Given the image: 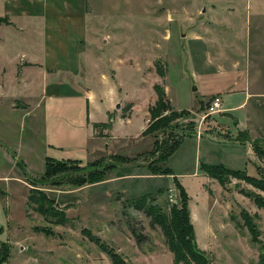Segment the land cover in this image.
<instances>
[{
    "label": "rangeland",
    "instance_id": "374dc122",
    "mask_svg": "<svg viewBox=\"0 0 264 264\" xmlns=\"http://www.w3.org/2000/svg\"><path fill=\"white\" fill-rule=\"evenodd\" d=\"M87 11L90 15L87 33L91 37L87 50L105 55L104 60L108 59L109 64L104 67L108 68L105 73L110 79L95 81V91L104 99L105 94L110 98L119 96L122 100L118 114L122 118L129 117L132 102L137 106L130 124L116 127L115 141L109 144L114 146L111 153L126 157L130 163H121L108 152L102 159L119 165L117 172H112L115 175L125 176L130 172V176L139 178L109 184L110 188L119 187L111 193L102 185L74 192L67 185L35 184L44 172L42 162L36 159L42 148L38 116L41 109L35 118H21L20 113L10 115L11 112L0 107L1 145L11 155L13 149L21 152L20 163L15 161L20 181L15 182L12 199L7 200L10 204L5 199L1 202L4 216L0 222V245L9 246L11 252L3 264H112L111 253L125 264H173L160 228L152 226L142 210L132 207L131 196L148 195L151 207L165 211L167 203L179 200L174 177L187 193L196 245L205 253L209 264H257L264 247V211L241 191L260 192L238 177L219 173L221 184L200 171L201 165L220 164L227 151L235 156L239 153L237 148L233 151L217 145L206 134L219 137L217 134L223 133L227 123L220 113L222 109L218 114L206 116V107L215 96L203 98L200 93L241 88L244 80L251 90L264 92V0H88ZM4 58L10 70L11 63L7 60L16 62L17 56L6 54L2 61ZM114 63L128 67L116 70V88L111 82L115 81L111 78L114 72L109 69ZM157 68L163 71V78L159 77ZM154 85L164 88L176 108H188L192 99L197 102L189 111L190 117L172 121L166 128H158L147 136H137L143 125V109L148 103L153 105L156 99ZM240 93L236 91V96L229 98L232 104L240 102ZM255 101L257 105L264 104V98H255ZM258 107V110L264 109ZM234 115L243 114L239 111ZM107 126L110 123L104 127ZM188 132L192 135L182 139L167 163L155 166L160 170L167 167L173 175L146 178L152 176L148 169L157 159L153 155L154 141L173 142L175 135ZM198 134L203 136V141L199 142ZM239 134L240 140L251 143L253 156L246 154L245 147L241 146L247 170L242 165L235 171L258 178L257 166L264 168V164L256 157L252 142L259 140L264 144V136L251 140L246 131ZM26 147H31L33 153ZM24 159L28 161L26 170L19 165ZM5 163L0 158L3 171L12 174ZM6 187L0 183L2 198ZM126 188L130 191L121 192ZM32 189L42 190L54 202L53 211L61 212L69 221L66 226L57 225L59 213L47 217L36 206L27 205ZM158 189L164 192L157 195ZM9 210L10 215H6ZM244 215L257 229L255 241ZM21 238L24 242H17Z\"/></svg>",
    "mask_w": 264,
    "mask_h": 264
},
{
    "label": "crops",
    "instance_id": "0c3cea01",
    "mask_svg": "<svg viewBox=\"0 0 264 264\" xmlns=\"http://www.w3.org/2000/svg\"><path fill=\"white\" fill-rule=\"evenodd\" d=\"M87 3L88 0H0L2 11L0 14V107L11 112L10 115L17 116L20 113L21 118H35V113L41 109L38 116L41 118L39 126L42 131V148L36 159L41 161L43 166L46 158L57 161H79L84 166L102 159L107 152L110 156L117 155L110 152L114 146L109 144L115 141L117 128L120 125H129L136 113V103L132 102L129 117L122 118L118 114L120 110L115 108L118 103L121 104L122 99L119 96L110 98L106 94L102 95L106 97L104 99L95 91V81L100 83L110 78L107 77V72L105 73L108 71V68L104 67L108 64V59L104 60L105 55L90 52L86 47L91 39L87 33L90 20ZM15 48L18 49L17 52L13 50ZM6 54L17 56L16 62L7 60L11 63V69H13H10L11 71L7 69L5 58L2 61L3 55ZM121 67L128 68L124 63L121 65L114 63L109 67L110 71L114 72L111 78L113 77L115 81L111 80V82L115 88L118 84L116 70ZM247 84V80H244L241 88L226 87L200 93L203 98L214 95L221 99L222 112L220 113L227 123V125L224 124L226 126L223 129L224 134H217L219 135L217 138L209 132L206 134L211 135L210 140L219 146L233 151L234 148L239 150L237 156L225 150L227 152L224 154V160L216 164L234 171L242 165L247 170V164L243 163L241 148L245 147L246 154L253 156L251 143H241L239 132L246 131L251 140L264 136V109L258 110V106H261V109L264 104L257 105L256 101L253 102L255 98H264V92L251 90L250 85ZM107 88L110 87L107 86ZM236 91L241 92L242 99L237 104H232L229 98L236 96ZM203 98L199 101L202 102ZM167 101L172 109L188 112L195 108V102H197L192 99L191 106L188 108H176L168 98ZM224 103L227 104L225 108ZM149 106L151 103L145 106L146 109H143V112L141 111L143 125L139 127L137 136H144L149 119L147 112ZM239 111L243 114L241 117L234 115ZM117 115L120 119H116ZM231 120L233 123H230ZM108 123L110 126L105 128L104 124ZM95 124L98 126L94 127ZM196 137H200L199 142L203 141L201 139L203 136ZM108 139L109 143H106ZM26 148L29 153H33L31 147ZM7 149L1 145L0 141V158L6 162L5 164L13 174L3 171L4 168L0 164V183H5L7 186L4 189L7 194L5 198H2V190H0V222L4 216L1 202L5 199V203L10 204L7 200L12 199L11 192L13 193L15 182L20 181L16 170H19L18 160L21 152L13 149V155H11ZM16 160L18 163L15 162ZM21 162L19 165L24 166L25 170L28 169V161L24 159ZM256 162L257 159L254 164ZM111 174L102 184L89 185L73 189V191H85V189L102 185L110 193L117 192L119 187L110 188L109 184L133 177L139 178L137 175L130 176V172L125 176L120 173L115 175L111 172ZM153 176L146 178H156L157 175ZM126 190L130 191L126 188L121 192L127 193ZM5 214L10 215V210ZM24 240L21 238L17 242L22 243Z\"/></svg>",
    "mask_w": 264,
    "mask_h": 264
},
{
    "label": "trees",
    "instance_id": "16d2710c",
    "mask_svg": "<svg viewBox=\"0 0 264 264\" xmlns=\"http://www.w3.org/2000/svg\"><path fill=\"white\" fill-rule=\"evenodd\" d=\"M157 73L159 77H164V73L160 68H157ZM153 90L156 94V100L154 104L151 105L147 110L149 119L147 127L143 133L144 136L158 131V128H166V126H168L172 121L190 117L189 112L185 110L178 112L170 108L163 87H161L160 85H154ZM97 126L98 125L96 124L94 125V127ZM190 133L191 132H188L181 136L175 135V139L173 142L161 144L158 143V141H154L153 155L156 154L158 160L156 159L154 162V166L148 169L152 175H173L167 167L160 170L155 166H158L162 163L166 164L168 159L174 154V152L181 144L182 139H184L185 136L187 137L192 135ZM155 138L157 137L155 136ZM245 142L246 140H241V143ZM252 144L256 157L260 162H262V164H264V144L259 140L253 141ZM115 156L119 161H121V163H130V160H128L126 157H122L119 155H112L111 158ZM117 168H119V165H117L113 161H105V159H99L82 166L79 161H57L46 158L43 176L40 180L35 181V184H48L50 186L57 187L67 185L76 189L83 186L94 185L107 180L108 173L116 171ZM200 168L201 171L206 174V176L217 180L221 184L222 180L220 179V175H218L219 173L238 177L246 181L257 191H259L260 194H255L251 191H241L242 194L252 200L258 209L264 211L263 167H261L260 165L257 166V171L259 173L258 178L248 177L244 172L229 170L222 165L211 166L204 164L201 165ZM174 186L178 191L179 200H177V202L175 203H167L164 206L165 211L156 210L155 207H151L149 201H147V199L149 198L148 195H142L138 197L131 196V199L133 200L131 205L136 210H142L145 215L150 218L152 226H158L160 228L167 248L173 256V264H209L205 253L197 248L194 228L190 222L187 193L175 177ZM163 192L164 190H158L157 195H161ZM26 203L27 205L29 204L36 206L41 215H45L47 217H52L55 216V214L59 213V219L56 220L57 225L66 226V223L69 222L64 214L59 211H53L54 202L47 198L42 190H30ZM243 217L245 223L248 225L249 232L251 234V237L253 238L252 240L255 241L258 237L257 229L250 225L251 221L247 215H244ZM94 242L99 243L98 239H95ZM9 250V246L0 245V264L6 262L7 258L10 255ZM110 256L112 264H125L122 259L116 254L111 253ZM257 264H264V247L259 252Z\"/></svg>",
    "mask_w": 264,
    "mask_h": 264
},
{
    "label": "built area",
    "instance_id": "2783aa9c",
    "mask_svg": "<svg viewBox=\"0 0 264 264\" xmlns=\"http://www.w3.org/2000/svg\"><path fill=\"white\" fill-rule=\"evenodd\" d=\"M221 111V99L219 97H214L206 108V116L217 114ZM199 135V134H198Z\"/></svg>",
    "mask_w": 264,
    "mask_h": 264
},
{
    "label": "water",
    "instance_id": "95a60500",
    "mask_svg": "<svg viewBox=\"0 0 264 264\" xmlns=\"http://www.w3.org/2000/svg\"><path fill=\"white\" fill-rule=\"evenodd\" d=\"M195 90V89H194ZM119 107H120V104L118 103L117 105H116V109H119Z\"/></svg>",
    "mask_w": 264,
    "mask_h": 264
}]
</instances>
